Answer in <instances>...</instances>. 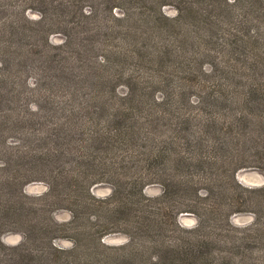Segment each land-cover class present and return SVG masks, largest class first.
I'll use <instances>...</instances> for the list:
<instances>
[{
    "label": "rangeland",
    "instance_id": "rangeland-1",
    "mask_svg": "<svg viewBox=\"0 0 264 264\" xmlns=\"http://www.w3.org/2000/svg\"><path fill=\"white\" fill-rule=\"evenodd\" d=\"M63 263L264 264V0H0V264Z\"/></svg>",
    "mask_w": 264,
    "mask_h": 264
},
{
    "label": "trees",
    "instance_id": "trees-1",
    "mask_svg": "<svg viewBox=\"0 0 264 264\" xmlns=\"http://www.w3.org/2000/svg\"><path fill=\"white\" fill-rule=\"evenodd\" d=\"M262 1V0H261ZM62 75H63V73H62ZM62 75H60L59 76V82H52V83H48V85H47V87H48V89H50L51 90V88L54 90L55 88H57L59 85H61V84H63V80L65 81V77H63ZM61 78H62V80H61ZM253 86V85H252ZM71 91L72 92H75V93H79L81 90L79 89V87H78V85H74V86H72L71 87ZM255 92H258V90H254V91H250L249 93L250 94H254ZM113 119H114V121L116 122V123H120V121L121 120H119V116L117 115V116H114V117H112ZM113 119H112V121H113ZM120 131H122V133L120 132ZM120 131H116L115 132V138H119L120 136H121V134L123 135V132H125V130H120ZM25 160L24 161H28V163L29 164H31L32 163V161L31 160H29V158H24ZM50 262V261H49ZM64 264V263H63ZM67 264V263H66Z\"/></svg>",
    "mask_w": 264,
    "mask_h": 264
},
{
    "label": "clouds",
    "instance_id": "clouds-1",
    "mask_svg": "<svg viewBox=\"0 0 264 264\" xmlns=\"http://www.w3.org/2000/svg\"><path fill=\"white\" fill-rule=\"evenodd\" d=\"M227 2L229 3V4H232L233 3V0H227ZM114 11V13H115V10H113ZM87 14V13H86ZM26 15H27V13H26ZM176 15V12H169L168 13V16L169 17H172V16H175ZM31 19H33V20H35V19H38V17L37 16H32L31 17ZM205 70H207V66H205ZM30 83V82H29ZM31 86V85H30ZM30 109L32 110V111H35V108L34 107H32V106H30Z\"/></svg>",
    "mask_w": 264,
    "mask_h": 264
}]
</instances>
